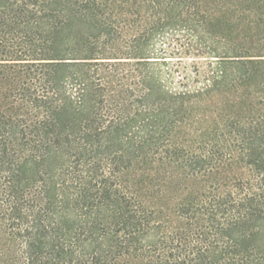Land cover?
Wrapping results in <instances>:
<instances>
[{"label": "trees", "instance_id": "trees-1", "mask_svg": "<svg viewBox=\"0 0 264 264\" xmlns=\"http://www.w3.org/2000/svg\"><path fill=\"white\" fill-rule=\"evenodd\" d=\"M0 264H264V0H0Z\"/></svg>", "mask_w": 264, "mask_h": 264}]
</instances>
